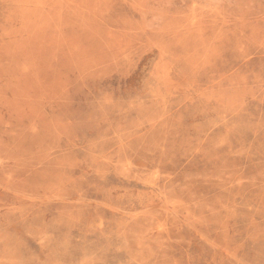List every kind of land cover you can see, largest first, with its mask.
<instances>
[{
    "label": "rangeland",
    "instance_id": "obj_1",
    "mask_svg": "<svg viewBox=\"0 0 264 264\" xmlns=\"http://www.w3.org/2000/svg\"><path fill=\"white\" fill-rule=\"evenodd\" d=\"M0 264H264V0H0Z\"/></svg>",
    "mask_w": 264,
    "mask_h": 264
}]
</instances>
